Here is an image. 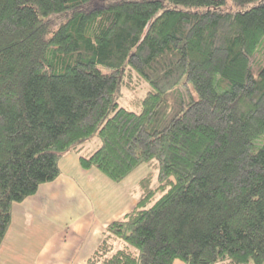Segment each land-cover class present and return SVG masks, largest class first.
Masks as SVG:
<instances>
[{
  "label": "trees",
  "instance_id": "1",
  "mask_svg": "<svg viewBox=\"0 0 264 264\" xmlns=\"http://www.w3.org/2000/svg\"><path fill=\"white\" fill-rule=\"evenodd\" d=\"M234 1L0 0V245L12 205L97 139L81 170L120 183L154 160L158 185L87 264H264V0Z\"/></svg>",
  "mask_w": 264,
  "mask_h": 264
},
{
  "label": "crops",
  "instance_id": "2",
  "mask_svg": "<svg viewBox=\"0 0 264 264\" xmlns=\"http://www.w3.org/2000/svg\"><path fill=\"white\" fill-rule=\"evenodd\" d=\"M76 169V173H60L54 181L40 185L36 194L12 205L11 223L0 245V264H4V257L9 256L10 251L19 255L20 264L28 258L31 264H87V258L100 243L105 227L122 218L133 207L128 205L124 208L122 205V208L110 211L108 206L99 202L100 195L94 196L95 203H89L84 185L89 183L88 175L92 172L81 170L78 162ZM64 203L73 208L71 215L74 219L63 225L62 231L56 229L50 236H39L42 229L27 216L25 209L52 217L59 205ZM96 211L99 214L109 213L110 216L100 219ZM14 219L23 222L20 229L16 230L14 227ZM67 229L70 230V235H77L75 240L65 234ZM58 234H64L62 236L66 239H61ZM173 264L182 262L175 260Z\"/></svg>",
  "mask_w": 264,
  "mask_h": 264
},
{
  "label": "rangeland",
  "instance_id": "3",
  "mask_svg": "<svg viewBox=\"0 0 264 264\" xmlns=\"http://www.w3.org/2000/svg\"><path fill=\"white\" fill-rule=\"evenodd\" d=\"M227 5L231 6L233 9L238 8L234 0H227ZM263 56L264 49L259 53V58ZM131 85L132 87L124 86L121 89L122 95L119 99V105L127 110L138 112L140 110L139 101L145 96L148 87L146 84L137 81H133ZM188 90L191 92L192 97L196 98L195 92L191 86ZM187 94L189 95L188 91ZM96 141L97 143L99 142L97 139L88 140L82 143L77 151H71L62 156L59 161L61 173H76L77 158L79 156L91 155L98 147ZM91 172L92 173L88 175L90 179L89 183L84 185V193L88 196L90 200L89 203H95L96 198L94 196L100 195L99 202L108 206L110 211L122 208V205H124V208L128 207V205H130V207L134 206L147 189L155 188L158 185L157 168L154 160L136 168L120 183H113L96 169H92ZM65 204L67 203L59 205L57 210L54 211L52 217L35 213L29 208L25 209L27 216L30 217V219L32 218L33 223L34 221L38 223L39 227L42 229V234H39V236H50L53 231H56V229L62 231L63 225H66L68 221L74 219L71 215L73 208L70 205ZM99 213V211H96V214H98V218L100 217V219H102L101 217H105L104 219H106V217L110 216L109 213ZM13 225L17 230L23 226V222L14 219ZM65 231H67L65 234L70 239L75 240L77 236L76 234L70 235V230L68 229ZM62 235L64 234H58V237L66 239V237L64 238ZM13 250L15 251V249ZM4 259H6L4 264H20L18 262L20 260L19 255L13 251H10L9 256L4 257ZM178 262L181 261L178 260ZM21 264H31L30 259H26L25 262Z\"/></svg>",
  "mask_w": 264,
  "mask_h": 264
}]
</instances>
